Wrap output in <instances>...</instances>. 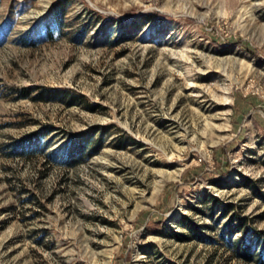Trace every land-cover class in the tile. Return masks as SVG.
I'll list each match as a JSON object with an SVG mask.
<instances>
[{
  "label": "rangeland",
  "instance_id": "obj_1",
  "mask_svg": "<svg viewBox=\"0 0 264 264\" xmlns=\"http://www.w3.org/2000/svg\"><path fill=\"white\" fill-rule=\"evenodd\" d=\"M261 236L264 0H0V264H258Z\"/></svg>",
  "mask_w": 264,
  "mask_h": 264
},
{
  "label": "trees",
  "instance_id": "obj_2",
  "mask_svg": "<svg viewBox=\"0 0 264 264\" xmlns=\"http://www.w3.org/2000/svg\"><path fill=\"white\" fill-rule=\"evenodd\" d=\"M118 39V37H117ZM23 94V96H26L28 93H27V90L24 89L22 90L21 92ZM46 97V93L41 90L35 98L37 99H43ZM27 140V139H26ZM29 140V138H28ZM93 144H90L89 146V142L88 141H80L76 144H74L71 148V150L69 151V153L67 154V159H66V163L70 166H75L77 165L78 163H80L84 157L86 156H90L92 155L93 153H95L99 146H100V143L99 141H92ZM25 144V140H22L20 142V147H22V149L18 150L17 152H15L14 154H17V155H22V156H26L28 157L29 155H32V153L35 152V149H29V150H26L23 148ZM88 149V150H87ZM233 221H237V227H240L241 224H242V220L238 217V216H233ZM263 236L260 237L259 239V242L258 243L259 245L258 246H262L264 248V240H263ZM238 246H239V249H241V253L243 256H246V257H249L251 254V251L248 247L247 244H244V243H238ZM258 264H264V257L260 258L258 260Z\"/></svg>",
  "mask_w": 264,
  "mask_h": 264
}]
</instances>
